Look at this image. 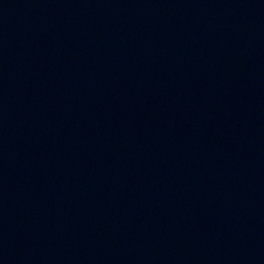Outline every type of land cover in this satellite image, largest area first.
Listing matches in <instances>:
<instances>
[{"label":"water","instance_id":"95a60500","mask_svg":"<svg viewBox=\"0 0 264 264\" xmlns=\"http://www.w3.org/2000/svg\"><path fill=\"white\" fill-rule=\"evenodd\" d=\"M0 264H264V185L145 226L0 245Z\"/></svg>","mask_w":264,"mask_h":264}]
</instances>
